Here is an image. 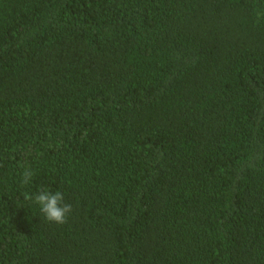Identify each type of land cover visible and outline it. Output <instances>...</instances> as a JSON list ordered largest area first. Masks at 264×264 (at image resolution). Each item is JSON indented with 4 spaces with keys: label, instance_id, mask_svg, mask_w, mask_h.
I'll use <instances>...</instances> for the list:
<instances>
[{
    "label": "trees",
    "instance_id": "obj_1",
    "mask_svg": "<svg viewBox=\"0 0 264 264\" xmlns=\"http://www.w3.org/2000/svg\"><path fill=\"white\" fill-rule=\"evenodd\" d=\"M0 264H264V0H0Z\"/></svg>",
    "mask_w": 264,
    "mask_h": 264
},
{
    "label": "clouds",
    "instance_id": "obj_2",
    "mask_svg": "<svg viewBox=\"0 0 264 264\" xmlns=\"http://www.w3.org/2000/svg\"><path fill=\"white\" fill-rule=\"evenodd\" d=\"M33 171L26 168L22 173V183L27 185L33 179ZM26 199L33 200L40 206V211L45 219L56 224H65L68 215L72 212V206L64 202V196L60 191L52 192L42 188L34 197L26 195Z\"/></svg>",
    "mask_w": 264,
    "mask_h": 264
}]
</instances>
